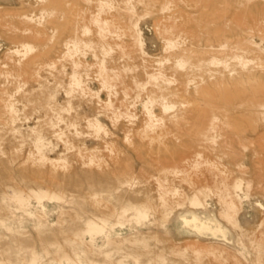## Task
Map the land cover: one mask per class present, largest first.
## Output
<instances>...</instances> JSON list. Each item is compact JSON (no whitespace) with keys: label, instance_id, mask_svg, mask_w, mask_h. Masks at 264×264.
<instances>
[{"label":"rangeland","instance_id":"rangeland-1","mask_svg":"<svg viewBox=\"0 0 264 264\" xmlns=\"http://www.w3.org/2000/svg\"><path fill=\"white\" fill-rule=\"evenodd\" d=\"M0 264H264V0H0Z\"/></svg>","mask_w":264,"mask_h":264}]
</instances>
